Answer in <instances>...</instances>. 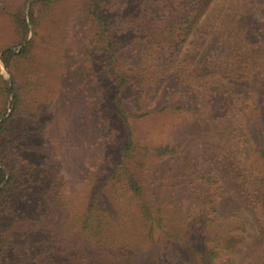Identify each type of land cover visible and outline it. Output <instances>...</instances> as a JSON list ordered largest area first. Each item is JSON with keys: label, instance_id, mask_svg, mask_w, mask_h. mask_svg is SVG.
Listing matches in <instances>:
<instances>
[{"label": "rangeland", "instance_id": "rangeland-1", "mask_svg": "<svg viewBox=\"0 0 264 264\" xmlns=\"http://www.w3.org/2000/svg\"><path fill=\"white\" fill-rule=\"evenodd\" d=\"M249 1L246 16H253L251 40L261 50L255 58L261 64L264 0ZM100 2L101 17L118 32L123 68L152 77L140 98L134 88L121 95L130 110L146 113L128 124L116 114L104 32L89 14V0H53L47 7L34 0H0V169L6 179L0 185L6 183L0 194V264H104V242L97 247V240L90 241L83 222L88 209H101L97 214L104 217L110 209L107 222L117 209L133 213L129 194L118 197L121 190H111L116 181L106 179L129 145V133L135 146L175 148L163 156L135 151L138 175L155 206L171 217L211 212L220 230L236 237L229 255L222 256L230 259L227 264H264V65L247 70L239 83L222 80L208 94L199 87L201 96L188 92L181 62L172 67L170 47L128 27L139 15L147 17V7L160 10L162 0ZM104 4L111 14L104 13ZM17 16L25 17L26 41L33 43L27 55L9 58L8 69L3 53L18 52L26 43L19 45L24 34ZM221 49L216 41L194 57L185 55L197 61ZM180 102L186 110H158ZM235 113L253 119L229 120ZM235 129L244 137H235ZM202 172L218 183L198 181L195 174ZM119 223L115 218L103 232L115 247L131 243ZM124 251L116 264H187L155 247L131 244Z\"/></svg>", "mask_w": 264, "mask_h": 264}, {"label": "trees", "instance_id": "trees-1", "mask_svg": "<svg viewBox=\"0 0 264 264\" xmlns=\"http://www.w3.org/2000/svg\"><path fill=\"white\" fill-rule=\"evenodd\" d=\"M51 1L53 2V0H34V3L41 2L47 7ZM162 2L160 10L152 13L151 8L147 7V17L139 15L141 20H130L128 27L131 31L139 32L151 39L159 37V43L170 47L172 67L175 68V65L181 62L182 66L179 72H183L182 81L189 88L188 92L193 89L196 95L201 96L202 91L208 94L222 80L239 83L247 78L245 75L247 70L263 67L264 62L260 64L255 61L261 50H257L251 40V34L255 32V29L251 24L252 14L246 16L249 0H189L185 5L180 4L179 0H174L173 3L170 0H162ZM101 8L100 0H89V14L98 23L101 34L104 32V62L106 73L115 86L113 97L116 114L128 124L129 118L139 117L146 113L138 114L136 111L130 110L122 101L121 95L125 94L126 90L134 88L138 90L140 98L145 93L149 85L148 81L152 77H146L145 70L123 68L117 46L119 45V40L116 37L118 32H115V25L109 18L101 17ZM161 11H164L162 15H160ZM30 12L32 13L31 10ZM178 12L181 14L177 15ZM104 13L111 14L105 4ZM16 21L20 25L18 29L23 30L24 34L19 38L21 46L26 41L27 22L23 16H17ZM216 41L222 43L223 49L218 50L217 53L213 50L210 55L200 56L197 61L190 60V57H194L193 53H197L201 48L206 49ZM32 43L31 39L27 40L18 52L15 49L6 50L2 55L3 64L9 69V58L27 55ZM188 51L190 57L185 55ZM184 60H190L191 63L184 64ZM130 80L136 81L130 84ZM192 86L194 87L192 88ZM199 87L202 88L200 93L197 91ZM192 95L195 96L194 93ZM13 103L15 104V101ZM166 108H171L173 111L186 110V103L180 102L174 105L165 103L158 110ZM239 111L242 114L243 111L241 109ZM237 114L232 115L229 120H237L236 117L239 116V118L242 117L241 120L249 123L253 119L252 117L246 119ZM2 125L0 124V128ZM232 133L235 137H244L240 129H235ZM128 138L129 145L122 154L121 160L108 173L106 179L109 182L116 181L118 186L116 187L113 183L111 190L117 193V190L120 189L122 195H117L118 197L129 194L135 208L133 213L131 208L117 209V214L107 222L105 218L112 214L110 209H104L103 214L106 217L97 214L101 209H88L85 217L86 224L83 222L89 229L88 238L90 241L97 240L95 242L97 247L102 246L104 242V264H116L117 258L123 255L125 248L131 244L158 248V251L165 252L168 256L177 257L187 264H227L230 259L223 260L222 256L223 254L229 255L236 237L229 230H220L218 223L216 224L215 220L210 217L211 212L201 209L198 213L189 211L191 215L171 217L165 209L155 206L146 197L145 187L138 175L140 160L136 158L135 151L138 150L137 154L139 155L156 152L163 156L173 154L175 148L170 145L151 148L138 144L135 146L130 138V133ZM260 151L264 153V146L260 148ZM195 177L198 181L209 186L218 183L217 179L209 172L196 173ZM5 180V171L0 169V185ZM5 186L6 183L4 187H0V194L5 191ZM115 218L120 220L119 224L123 225V230L120 233L123 234L124 240L131 242L130 244L124 243L123 247L117 243L116 247L109 245L110 240L103 239V232L111 229L109 226ZM128 222L131 224L130 227L127 225ZM131 229L135 232L131 233Z\"/></svg>", "mask_w": 264, "mask_h": 264}]
</instances>
